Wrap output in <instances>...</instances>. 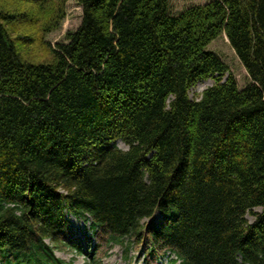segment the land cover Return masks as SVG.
Here are the masks:
<instances>
[{"label":"trees","instance_id":"obj_1","mask_svg":"<svg viewBox=\"0 0 264 264\" xmlns=\"http://www.w3.org/2000/svg\"><path fill=\"white\" fill-rule=\"evenodd\" d=\"M19 1L0 5V264L132 241L147 264H264V0H74L56 46L62 3ZM223 34L242 87L207 50Z\"/></svg>","mask_w":264,"mask_h":264},{"label":"rangeland","instance_id":"obj_2","mask_svg":"<svg viewBox=\"0 0 264 264\" xmlns=\"http://www.w3.org/2000/svg\"><path fill=\"white\" fill-rule=\"evenodd\" d=\"M208 1L209 0H170V10L173 13H178L190 6L203 5ZM17 2L22 1L0 0V5H4V8L6 9L11 8V11H13V9H17L20 7L18 6L19 3ZM56 2L62 3L63 9L60 15L62 19L58 22V26L56 27V29L46 34L44 37V41L51 46H56V44L66 42L67 34L74 32L81 23V7L74 0H56ZM22 6H24L25 10H27L28 8L30 10V5L24 4ZM20 14H23V12H21ZM22 23L25 25L24 30H31L30 28H28L32 27V24L30 22L25 23L24 21ZM22 23L20 22L18 25H16V27L21 26ZM26 34L31 35L30 31H20L19 33V35L21 36ZM23 49L26 50L27 56H29V60H32L34 62H48L52 58L51 53L48 50H45V48L43 49L42 46L38 44H35L34 46L25 45ZM207 50L215 53L221 58L224 63L227 64L230 73L234 76L237 82L238 87H242L248 82L247 73L236 58L224 34L218 37L216 40L212 41L208 45ZM212 85L213 82L209 79L199 82L190 91V98H193L195 94L202 93L205 89ZM118 147L123 150L126 149V147L121 143H118ZM73 227L77 232H80L78 233L79 235H81L83 231H87L89 228L87 223L84 224L83 222H79L77 220H73ZM132 242L134 244L131 246L128 245L127 254L125 253L126 248L124 249V247L120 245H102V253L98 255L99 260L97 264H147L148 256L144 255V253L141 251V247H136V243L134 241ZM97 246L98 245H96L95 248H97ZM55 256L61 260H64L68 264H93L92 262L88 261L87 255L77 254L71 251H55ZM163 257L164 258L158 259L156 263L155 261H151V263L169 264L167 262L168 257Z\"/></svg>","mask_w":264,"mask_h":264}]
</instances>
